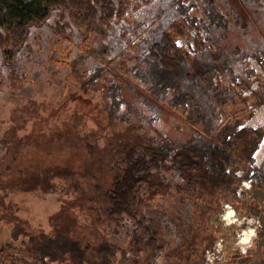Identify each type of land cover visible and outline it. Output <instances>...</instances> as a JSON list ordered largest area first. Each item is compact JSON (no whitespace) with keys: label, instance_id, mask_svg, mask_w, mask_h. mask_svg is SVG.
<instances>
[{"label":"rangeland","instance_id":"rangeland-1","mask_svg":"<svg viewBox=\"0 0 264 264\" xmlns=\"http://www.w3.org/2000/svg\"><path fill=\"white\" fill-rule=\"evenodd\" d=\"M214 1L220 4L224 13H229L228 8H232L238 16L237 20L228 23L227 31H218L217 54L219 59L226 61L223 66L219 65L223 83L228 82L227 74H238L243 66L244 70L251 72L245 77L244 84L237 85L238 80L230 83V96L222 106L216 102L209 103L199 95L197 99L203 108V117L198 123L209 125L210 130L215 131L234 114L235 109L243 107L249 111L245 113L247 118L241 126L263 127L264 102L256 105L251 98L254 94H263L264 97V90H256L264 87V20L262 23L259 14L250 8L248 11L242 0ZM176 2L138 0L134 6L129 3L123 13L115 9L117 14L114 15L118 18H111V14L101 18L97 15L87 22L78 20L68 9L55 7L44 19L32 24L18 53L8 58L0 53L2 180L7 177L14 180L25 175V169H32L36 165L72 164L83 173H92L91 184L84 178L87 193L99 199L102 197L101 191L115 177V167L120 163L123 145H143L158 135L167 136L173 141L196 135L191 131L195 127H190L196 123L190 120L188 123L166 100L153 96L145 67L139 59L136 60L139 42L149 32L148 28L153 24H167ZM183 2L190 6L196 4L195 0ZM202 5L192 11L201 13ZM136 6L139 7L133 9ZM110 19L126 23L104 26L103 20ZM104 47L109 48L106 57L111 58L110 64H114V68L106 60L97 69L98 54ZM255 48L261 52V63L250 55ZM212 55L193 57L191 67L194 68L197 62H212ZM245 85L249 87L244 90L242 86ZM111 86L122 103L128 105L123 117L120 115L123 113L121 107L114 110L116 122L109 117L106 100ZM98 91L102 93L101 98L94 102ZM251 91L255 93L252 95ZM251 104L254 106L250 108ZM121 118H125V122ZM199 135L201 139L208 137V133ZM8 137L13 138L11 148ZM251 157L252 167L264 161V137ZM6 166L9 167L8 171L4 170ZM165 181L168 183L170 179ZM94 182L98 185V192L93 188ZM154 194L148 201V216L159 214L163 205L174 214L179 207V211L185 212L184 216L191 211L190 220L198 225L193 228L195 234L191 233L189 224L164 230L160 218L157 226L159 232L164 230L170 233L166 235L169 246L185 244L182 239L190 233L195 237V243L203 245L211 232L214 242L211 248L205 250L204 264H264V215L261 211L264 187L252 186L243 180L237 189L241 202L235 207L224 203L216 212L209 213L203 223L194 213L197 209L195 201L201 203L195 196L173 188L164 189L162 194ZM14 201V206L18 205L14 217L8 214V199L0 205V242L9 236L15 218H27L33 224L42 221L48 226L46 216L52 209L51 197L45 195L44 198H37L34 193L33 196L23 193L16 196ZM80 210L83 217L79 225L80 234H85L97 251L98 240L114 242L113 245L118 247L111 264H115L120 257H125L127 264H160V255L149 263L151 248L145 250L147 254L131 248L133 239L140 234L143 236L139 231L138 235L133 234V227L142 226L136 222L142 210L133 209L126 217L127 222L121 221L117 230L113 225L111 229H105L104 225H110L109 222L102 221L103 226L99 225L95 215L85 206L82 205ZM181 221L183 223V217ZM167 223L173 225L170 220ZM144 234H147L146 229ZM134 258H138V262L135 263ZM169 261L167 264H179L173 257Z\"/></svg>","mask_w":264,"mask_h":264},{"label":"trees","instance_id":"trees-1","mask_svg":"<svg viewBox=\"0 0 264 264\" xmlns=\"http://www.w3.org/2000/svg\"><path fill=\"white\" fill-rule=\"evenodd\" d=\"M134 1L138 0H0V53L7 58L18 53L32 24L44 19L55 7L68 9L78 20L87 22L97 15L101 18L111 14V18H118L114 15L117 14L116 11L123 13L129 3L134 6ZM242 1L247 9L250 8L255 14H259L258 17L261 16L263 23L264 0ZM195 2L196 6L193 2V6H190L183 0H177L176 8L171 12L172 18L167 24H153L148 28L149 32L139 42L136 60L139 59L145 67L149 90L153 96L166 100L188 123H196L190 125L195 127L191 131L196 135L175 141L158 135L159 139H149L143 145H123L120 163L115 167V177L101 191L102 197L99 199L88 196L87 193L84 178L91 184L92 173H83L72 164L36 165L32 169H25L26 174L14 180L11 177L2 180L0 176V205L8 199L10 216H15L18 205L14 206V198L20 194L33 196L34 193L37 198L47 195L52 200L51 212L46 216L48 226L42 224V221L33 224L27 218H15L9 236L0 242V264H111L118 249L113 245L114 242L98 240L97 251L85 234H80L82 205L95 215L99 225L109 222L110 225H104L105 229H111L113 225L115 230L119 229L118 226L123 221L127 222L126 217L133 209L142 210L136 222L143 227H133V234L136 236L139 231L143 236L140 234L135 237L131 248L141 250V253L148 247L151 248L149 263L160 255V264H167L171 257L176 258L179 264H204L205 250L211 248L214 242L211 232H207L205 244L195 243V237L191 233H196L193 228L198 225L191 222V211L184 216L185 212L179 211L178 207L174 214L163 205L159 214L150 217L147 215L149 199L154 193L162 194L164 189L167 191L170 188L195 196L201 203L195 201L197 209L194 213L200 223H203L209 213L216 212L224 203L235 207L241 202L237 189L243 180H247L252 186L264 187V161L258 166H250L252 153L264 137V126H241L246 121L245 113L249 109H235L234 114L215 131L210 130L209 125L198 123L203 117V108L197 99L199 95L204 96L209 103L216 102L222 106L230 96V83L240 80L236 84H244L245 77L251 71L244 70L243 66L238 70L240 73L227 74L228 82L223 83L219 65L223 66L226 61L219 59L217 54L220 39L218 31H227L228 23L237 20L238 16L232 8H228L229 13H224L220 4L214 0ZM201 4V13H194L192 10ZM158 15L157 13L156 16ZM110 20H103L104 26L126 23ZM106 35L109 36L108 32ZM108 51V47L100 50L97 69L107 61L114 68L115 65L110 64L111 58L106 57ZM207 54H213L212 62H197L194 68L191 67L193 57ZM250 55L261 63L260 50L255 48ZM248 87L249 85L242 86L244 90ZM111 88L106 99L108 114L116 122L118 120L113 114L114 110L121 107L123 113L120 115L123 117L128 105L122 103L113 86ZM257 89L264 90V87ZM26 93L29 94L28 91ZM254 93L255 91H251L252 95ZM101 94L98 91L94 102L101 98ZM252 100L256 101V105L264 102L263 94H254ZM252 106L254 105L251 104L250 108ZM121 121L125 122V118H121ZM196 125L202 128L200 130L203 133ZM205 133H208V137H198ZM8 139L11 148L13 138ZM4 170L8 171L9 167L6 166ZM165 179H170V182L166 183ZM93 188L98 192L95 182ZM261 211L264 215V206H261ZM160 218L163 220L164 230L177 228L179 224L190 225L191 233L182 239L185 244L169 246L166 235L170 233L164 230L159 232L157 226ZM167 220L172 221L173 225L168 224ZM144 228L147 234H144ZM138 260L134 258L135 263ZM115 264H127V260L120 257Z\"/></svg>","mask_w":264,"mask_h":264}]
</instances>
